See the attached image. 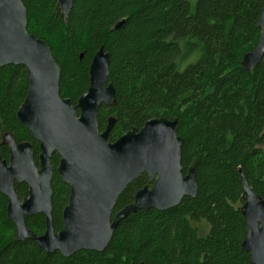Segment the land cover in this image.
<instances>
[{"label":"trees","instance_id":"obj_1","mask_svg":"<svg viewBox=\"0 0 264 264\" xmlns=\"http://www.w3.org/2000/svg\"><path fill=\"white\" fill-rule=\"evenodd\" d=\"M23 3L28 31L47 43L61 66L62 98L78 103L104 46L117 103L101 105L100 131L115 118L109 138L115 142L154 117L179 119L182 173L195 170L198 192L166 211L130 214L104 252L81 250L71 257L47 254L32 239L17 242L8 198L0 192V264H253L242 249L248 228L239 168L264 197V57L254 70L243 68L242 60L259 44L264 0H74L68 21L58 0ZM28 87L25 66L0 67V155L7 161L2 137L9 132L18 143H31L39 162L40 142L17 119ZM60 159L58 153L51 157L56 233L70 196L57 170ZM146 185L152 186L147 174L130 183L113 217ZM16 187L28 194L26 186ZM25 220L37 236L45 233L44 214Z\"/></svg>","mask_w":264,"mask_h":264},{"label":"water","instance_id":"obj_2","mask_svg":"<svg viewBox=\"0 0 264 264\" xmlns=\"http://www.w3.org/2000/svg\"><path fill=\"white\" fill-rule=\"evenodd\" d=\"M58 4L68 21L74 0H58ZM124 22L119 21L115 29ZM258 26L262 31L259 44L243 57L245 69L254 70L264 57V6ZM11 64L27 68L29 87L17 119L40 142L41 149L37 164L31 143H17L9 132L2 138L10 158L7 161L0 155V192L8 198V217L16 225L17 242L32 239L47 254L59 251L64 257L81 250L104 252L119 224L130 214L166 211L186 196L196 197L195 170L182 173L184 139L177 134L179 119L154 117L140 131H128L115 142L109 140L115 118L100 131L101 105L117 103L116 89L108 82L110 56L104 46L90 65V87L74 106L61 96L62 70L57 58L44 40L28 31L23 0H0V67ZM54 153L61 157L57 170L70 186L64 226L58 233L52 216ZM239 172L245 189L241 211L248 228L242 249L250 253L253 264H264V197L249 186L242 168ZM142 174L149 176L152 186L139 189L135 202L113 217L118 197ZM15 181L29 186V196L23 201ZM38 214L45 215L47 224L41 236L28 229L25 220Z\"/></svg>","mask_w":264,"mask_h":264},{"label":"flooded vegetation","instance_id":"obj_3","mask_svg":"<svg viewBox=\"0 0 264 264\" xmlns=\"http://www.w3.org/2000/svg\"><path fill=\"white\" fill-rule=\"evenodd\" d=\"M4 67V66H3ZM3 138V137H2ZM18 143V142H17ZM19 143H22V142H19ZM9 151H10V149H9ZM33 153H34V151H33ZM40 157V156H39ZM35 161V160H34ZM36 162V161H35ZM37 164H39V162H36ZM16 185H24V186H26L27 187V195L25 196V195H20V191H18V189H17V187H16ZM14 187H15V189L17 190V194H18V197H19V199H20V201H23L25 198H27L28 196H29V186L25 183V182H23V183H19L18 181H15V183H14Z\"/></svg>","mask_w":264,"mask_h":264},{"label":"rangeland","instance_id":"obj_4","mask_svg":"<svg viewBox=\"0 0 264 264\" xmlns=\"http://www.w3.org/2000/svg\"><path fill=\"white\" fill-rule=\"evenodd\" d=\"M185 65H186V63H184L183 65H182V69H184L185 68ZM205 225V227H204V230H203V234H206L207 233V231H208V226L206 225V224H204Z\"/></svg>","mask_w":264,"mask_h":264}]
</instances>
